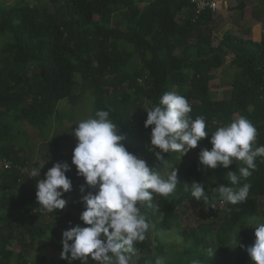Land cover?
<instances>
[{
    "label": "trees",
    "instance_id": "obj_1",
    "mask_svg": "<svg viewBox=\"0 0 264 264\" xmlns=\"http://www.w3.org/2000/svg\"><path fill=\"white\" fill-rule=\"evenodd\" d=\"M115 15L120 25H113ZM193 17L190 0L0 1V157L13 163L0 170V264H34L29 252L38 246L57 252L56 264H96L90 253L74 255L64 227L45 226L51 210L76 233L106 216L133 230L128 248L112 231L78 238L85 249L103 252L104 264H186L199 256L212 264H264V222L259 230L247 224L264 199V35L261 49L229 34L216 39L210 11ZM228 65L235 70L230 97L214 101L212 73ZM138 79L146 87L134 95L127 86ZM87 93V133L108 145L105 181L65 168L50 181L21 182L24 161L15 147L22 125L48 132L59 104L76 108ZM59 140L51 142L56 157L72 143ZM179 146L218 151L222 167L210 173L205 160L179 162ZM171 164L175 172L160 178ZM61 182L69 183V209L59 198ZM217 198L222 210L210 207ZM184 205L208 209L221 217L219 226L178 230L184 250L175 261L159 260L166 254L159 233L179 226Z\"/></svg>",
    "mask_w": 264,
    "mask_h": 264
},
{
    "label": "rangeland",
    "instance_id": "obj_2",
    "mask_svg": "<svg viewBox=\"0 0 264 264\" xmlns=\"http://www.w3.org/2000/svg\"><path fill=\"white\" fill-rule=\"evenodd\" d=\"M3 1L6 5L11 4L15 0H0ZM129 1V0H126ZM264 1V0H263ZM144 3L140 4L139 7L143 8ZM120 16L115 15L113 18V25H120ZM0 40V45H1ZM230 60V59H227ZM233 69L217 75L219 80L231 81L233 76ZM37 71L36 68H33V73ZM235 71V70H234ZM218 82H212L211 88L214 90L217 87ZM144 80L138 79L136 85H128L127 88L130 89L132 94H139L145 90ZM264 97V96H263ZM260 104L264 106V98L260 100ZM143 108H146V104L143 102ZM93 106V99L90 93H87L81 102V104L76 108H71L67 104L61 102L59 104V118L58 120H53L48 128L44 131L34 129L29 127L27 124L22 125V135L17 141L18 146L15 147V154L21 160L24 161V173L22 174V181H26L30 177H37L42 182L50 181L51 177L54 175H64L65 168H78L85 170L84 175H88L97 182H103L106 179L108 158L106 156L108 151V145L100 138L99 134H89L87 133V124L91 119ZM133 125L139 123V116H132ZM46 131V132H45ZM68 136L72 139L71 148L68 152L64 149L58 153V156H55L54 146L52 141L55 139L58 141L59 138ZM254 140V137H250ZM92 140V141H91ZM60 143L63 142V139L59 140ZM179 162H186L191 158H198L205 160L208 163V172L212 173L216 169L222 167V156L216 151L211 152L209 150L197 151L191 147H178ZM239 152L242 149L238 150ZM183 156H186L183 157ZM230 159L232 156L229 157ZM175 167L173 164L169 165L160 175V178L165 177L169 173L175 172ZM39 175V176H37ZM217 179L226 177V175H216ZM130 178V175H128ZM61 188V195L59 198L65 200V209H69L70 203L73 201L70 195L66 194V188L69 186L68 182L58 183ZM100 193V192H99ZM63 194V195H62ZM65 195V196H64ZM100 197H106L103 193L100 194ZM123 204L130 208L126 200L122 199ZM210 207L218 210L224 208V201L221 198L214 200ZM259 217L254 218L253 220L247 222L248 225L256 226L255 230H259V226L264 222V199L259 200ZM178 227H173L170 232H160L156 227L153 235L160 236V239L163 241L165 246V256L158 257V259H167L169 261H175L179 256L176 253L182 252L184 250V244L181 236L177 235L178 230L190 231L192 229L203 231L207 225L216 222L217 225L212 226L213 232H215L219 226L221 217L211 218L208 213V209H200L198 207L184 205L181 208ZM61 214H58L55 210H51L49 214L46 215L47 227H64L66 229V243L67 246L74 252V255L77 252H86L90 253V256L96 261V264H104L105 257L103 252H93L85 249L77 243L78 238H96L98 235H104L106 232L112 231L115 236H117L124 248H128L133 244V230L125 229L117 224L110 222L109 216L101 217L96 219L93 225L87 229L80 232H74L70 224H60ZM156 226V223L152 224V229ZM156 245L153 242L152 247ZM14 251H19V248L14 245L11 247ZM45 258V262H42V258ZM209 256L205 257H193L191 261L186 264H212L210 263ZM30 262L34 264H56L59 261V256L57 252L50 251L45 252L39 246L35 248V252H29ZM186 259V258H185ZM18 263H21V258H17ZM136 262V259L133 260ZM164 264V263H162Z\"/></svg>",
    "mask_w": 264,
    "mask_h": 264
},
{
    "label": "crops",
    "instance_id": "obj_3",
    "mask_svg": "<svg viewBox=\"0 0 264 264\" xmlns=\"http://www.w3.org/2000/svg\"><path fill=\"white\" fill-rule=\"evenodd\" d=\"M264 1L260 0H217V10L213 14V34L221 39L229 34L230 38L243 43H250L261 49L264 29L262 25ZM231 67L212 73L210 94L214 101L225 100L230 97L231 81L219 80L217 75L230 70ZM234 73V69H233ZM234 75V74H233ZM233 78V76H232ZM212 82H218L216 89L211 88Z\"/></svg>",
    "mask_w": 264,
    "mask_h": 264
},
{
    "label": "built area",
    "instance_id": "obj_4",
    "mask_svg": "<svg viewBox=\"0 0 264 264\" xmlns=\"http://www.w3.org/2000/svg\"><path fill=\"white\" fill-rule=\"evenodd\" d=\"M193 5L194 17L193 20L197 19L205 11H210L214 14L217 10V0H190ZM232 58L227 56V59ZM13 168L12 161L0 157V170L9 171Z\"/></svg>",
    "mask_w": 264,
    "mask_h": 264
}]
</instances>
